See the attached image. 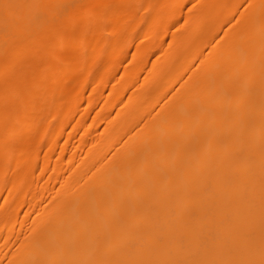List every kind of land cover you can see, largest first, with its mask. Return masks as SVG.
Returning a JSON list of instances; mask_svg holds the SVG:
<instances>
[{
	"label": "bare ground",
	"instance_id": "obj_1",
	"mask_svg": "<svg viewBox=\"0 0 264 264\" xmlns=\"http://www.w3.org/2000/svg\"><path fill=\"white\" fill-rule=\"evenodd\" d=\"M0 264H264V0H0Z\"/></svg>",
	"mask_w": 264,
	"mask_h": 264
}]
</instances>
